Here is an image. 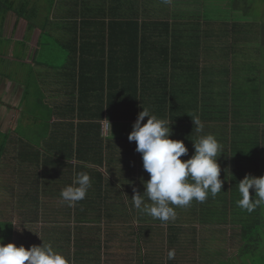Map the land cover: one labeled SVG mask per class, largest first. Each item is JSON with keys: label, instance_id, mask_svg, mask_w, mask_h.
<instances>
[{"label": "crops", "instance_id": "crops-1", "mask_svg": "<svg viewBox=\"0 0 264 264\" xmlns=\"http://www.w3.org/2000/svg\"><path fill=\"white\" fill-rule=\"evenodd\" d=\"M229 2L0 0V5L7 4L9 8L0 6L3 33L0 52L6 45L8 52L17 45L15 48L21 55L18 61L22 59L20 67L34 62L41 71L36 74L33 67L30 69L31 83L28 79L31 74L25 75L20 69H13V73L11 70L9 75L0 71V224H11L8 235L12 228L9 239L0 235L5 244L14 242L17 246L30 247L44 242L66 257L64 250L69 248L76 257L67 258L80 262L72 264H100V259L102 264H115L124 248L128 249L124 253L130 255L131 264H191L190 257L194 255L188 253L190 249L185 246H197L194 258L197 264L199 260V264H222V259L227 258L244 264L240 258L244 240L238 257H233L234 253H226L229 241L214 245L216 242L206 239L207 232H212L216 223L203 219L194 224L182 223L179 209L174 221L159 220L163 229L157 237L164 233L161 239L168 244L165 250L151 248L146 254L153 239L149 231L155 224L148 229V215L143 219L142 212L133 209L131 197L133 187H141V181L149 179V174L137 172L139 181L132 187L131 172L122 175L114 167L113 155L118 153L112 145L121 147L122 144L120 138L117 143L113 132L115 129L131 132L133 122L108 118L110 111V114L117 113L127 100V83L136 66L137 83L146 99L151 98L160 105L163 94L167 93L168 102L174 100L179 108L186 105L188 114L220 117V106L215 102L236 95L238 77L248 62L244 61L246 56L236 58L229 51L230 45L241 44L247 34L233 25L239 12L230 10ZM33 11L38 14L33 24L38 26L27 29L21 18L26 20L25 16ZM136 40L143 41L138 61L133 57L137 55L134 52ZM74 46L77 47L75 63L68 53ZM0 57L4 58L0 66L7 71L11 68L5 60L8 57ZM56 61L60 65L53 63ZM249 70L250 74L258 76L264 72V63ZM34 90L38 91L36 100ZM149 106L147 102L145 107L149 109ZM211 106L214 107L212 113ZM223 110L224 120L203 123L202 133H197L194 123L188 121L171 125L172 138L183 140L188 148L185 159L194 153L193 141L201 135L214 134L225 155L227 140L242 138L238 127L245 124L243 116L251 111L246 108L248 112L244 113L242 107L234 103L224 106ZM94 122L100 123L101 135L109 143L103 157L94 149L100 143L95 140L96 126L90 130L86 125ZM245 132L258 137L252 129H244ZM118 136L124 137L127 147L134 145L133 141L128 143V136ZM90 141L92 150L84 147V152L79 153L78 147ZM125 150L122 147V151ZM225 155L222 153L218 159ZM79 172L90 175L92 186L86 197L71 208L60 193L72 184ZM121 196L132 220L115 221L108 214L101 222L97 216L101 206L107 211V207L121 204L118 202ZM114 223L116 226L127 224L131 230L118 235ZM113 233L115 240L110 239ZM204 243L210 248H204ZM182 246L185 247L183 252ZM221 248L226 251L222 252ZM169 249L175 251L172 260L168 259ZM182 253H187L189 258L181 259Z\"/></svg>", "mask_w": 264, "mask_h": 264}, {"label": "clouds", "instance_id": "clouds-1", "mask_svg": "<svg viewBox=\"0 0 264 264\" xmlns=\"http://www.w3.org/2000/svg\"><path fill=\"white\" fill-rule=\"evenodd\" d=\"M142 108L128 140L136 142V151L142 154L143 168L149 179L142 181V193L133 189L131 198L134 207L142 213L161 222L174 221L177 207H189L193 201L204 203L209 196L215 198L222 191L224 181L220 178L218 157L224 153L223 146L214 134L201 135L192 140L194 153L181 159L188 156V148L183 140L171 138L172 120L158 118L148 108ZM192 120L195 131L202 133L203 123L199 118ZM91 186L88 173H76L72 184L61 190V198L69 207L75 206L86 197ZM237 190L239 208L249 213L257 208L264 209V175L246 174L238 181ZM174 258L175 252L170 250L168 259ZM0 264H70V261L51 244L17 246L14 242L5 244L0 237Z\"/></svg>", "mask_w": 264, "mask_h": 264}, {"label": "trees", "instance_id": "trees-1", "mask_svg": "<svg viewBox=\"0 0 264 264\" xmlns=\"http://www.w3.org/2000/svg\"><path fill=\"white\" fill-rule=\"evenodd\" d=\"M231 4L233 6V10L239 12L238 17L233 20V21H235L233 25L235 26L236 30L239 31L242 29L243 32L247 33V34L242 37L241 44L236 43V44L230 45L229 51H230V53H233V55H235L236 58L239 55L246 56L247 60H244V61H249V67L256 68L259 65L258 64V56H260V55H262V53H264V24H258V23H260L259 21H256V19H258V18H256V16L254 15L255 13L252 10H250L252 0H231ZM6 5L7 4L1 3L0 6L2 7V9L3 8L7 9L8 7ZM230 10H232V9H230ZM36 17H38V14L36 11H33L31 14L28 13V15L25 16L26 20L24 18L23 19L21 18V21H24L27 29H28V26L31 27V29H32V27L35 28L38 26V24H35V25L33 24L34 19H36ZM257 33H261V34L255 35ZM257 38H258V40H257ZM142 44H143V41L140 42L139 40H136V42H135L136 50L134 52H136L137 55H134L133 57H135L137 59V61L139 58L138 53H140V51H141L139 49L142 47ZM68 53H69V59H72L73 62L75 63L76 59H77L76 58L77 47L74 46L73 48H71L69 50ZM73 57H75L76 59ZM136 65H137V63H136ZM133 69H134V73H132V76L129 80V83H127V94H126V96L128 98H127V100H125L122 103L123 105L119 106L117 113L110 114L111 111L109 112L108 118H110V119H115L116 121H122V122L123 121H129V122L134 123L136 118H137L138 113L143 110L142 106L145 107L147 102H149V104H150L149 110L152 112V114H155L158 118H166V119L172 120L171 125L173 123H181V122H187V121L189 123H193L192 118H199V120L202 123H206V122L212 121V120L216 121V119H219V118H222L224 120V118H225V115L223 114L224 113V110H223L224 106L225 107H226V105L229 106V105H231V103L232 104L233 103L238 104V106L242 107L244 113L248 112V111H246V107H244V106L251 107L250 111H251V113H253V112L255 113L254 116L257 117L256 121L252 122L250 119H248L247 121H244L245 124L239 126L238 128L240 129L239 132L242 133L241 136L245 140H248V149L247 150H250V151L255 150L258 152V155L253 157V159L255 161L247 162V161L238 160V157L245 152V150H243V149H237V151L234 152L233 154L226 153V155H225L226 161L223 164V167L221 168V173H220V175H223L224 177H226V180H227L226 185H225L226 191H227L226 203H224L222 206H237V200L240 198L238 190H237L238 181L243 179L246 174H251L253 176L264 175V138L261 139V134L264 135V104L259 102V100L257 98V96L259 95L258 82L260 81V85H264V78L263 77L259 78L257 75L254 76V75L250 74L252 77H250L248 79V82H250L252 80H255V81L258 80L254 89L244 88V90H243V87H241L240 90L236 89L234 91V93L236 95H234L233 97L229 96V99L223 98V99H219L217 102H215V105H217L219 103V106H220L219 112L221 114L220 117L215 118L214 116L209 117L206 114H204V115H200L198 113L188 114L187 113L188 109H187L186 105H184L183 107H182V105H180V108H179L176 104H174L175 102L172 99L170 100V103H169L167 100V97H166L167 93L163 94L164 98L162 100H160V105H158L151 98L149 100L146 99V97L142 94V89H140V85L138 86V83H137V76H138L137 66H136V68L133 67ZM123 80H125V79L123 78ZM210 108H211V113H212V110L214 111V109H213L214 107L211 106ZM100 116H101V114H100ZM233 118L235 119L236 115L233 116ZM146 121H147V117H145L144 122H146ZM133 123H131V124H133ZM86 125L90 128V130H91V128L93 129V126L94 127L96 126L97 135L95 136V140H99L100 143L98 145L99 147L95 146L94 149L95 150L98 149L99 150V151L97 150L98 155H101L103 157V155H105L108 152L106 145H108L109 143H107V141H106L107 139L102 137V135H101L102 133H101V129H100V123H98V122L86 123ZM261 125H262L263 129H261L262 128V127H260ZM244 129H252V131L254 132V135H256V136L258 135V137L253 138V137L243 133ZM116 130H117V134H118V132L121 131L119 129H115L113 132L114 135H116V133H115ZM214 131H215V129H214ZM90 133L93 134L92 131H90ZM176 133H179V130H177ZM110 138H112V137H110ZM119 138H124V137L118 136L117 139H119ZM117 139H116L117 143H120ZM258 139H261V140H258ZM90 142H92V141H90ZM128 143H130L129 140H128ZM133 143H134V145L131 147V149L135 150L134 151L135 155H133V157H131L132 163L125 164V169L131 171V177H132V175H134L135 177H138L139 174H137V172H141V168L136 169L137 167H136L135 162L137 161L139 166H140V163H142V167H143L142 154L136 151V142L133 141ZM81 145L82 146L78 147L79 153H81V151H83L84 147L88 148L89 150H92V148H93L92 145L88 146V144L86 145V143H83ZM127 151H130V149L127 148V150L122 151L121 153L127 152ZM236 153H237V155H236ZM119 154L120 153L113 155V158L116 161L114 163V165H116V163H121V162L126 163V162H128V159H130L129 157H127V158L116 157ZM1 155H2V149L0 148V159H1ZM79 156H82V155H79ZM83 157H85V156H83ZM130 171H126L127 174ZM122 175H124L123 172H122ZM132 179L133 178H130L129 181H131V183H132L131 186L133 187L136 183ZM142 187H143V185L141 187L138 186V188L133 187V189H136L137 191L142 193L143 192L141 190ZM252 191L253 190L250 189V193H252ZM121 197H122V199L121 198L120 199L122 200V202H121V204H118V205H122L124 203L123 196H121ZM147 202L150 203L149 201H147ZM217 206H219V205H217ZM117 207L118 206H116V208ZM121 207L123 209H124V207L126 208V206H121ZM133 209L135 210L136 208L133 206ZM200 210L202 212L206 213L204 211V208H200ZM117 212H119L118 208H117ZM250 216H251L250 223L242 224V237L244 239L245 250H249V247L251 246V245H248V242H250L249 240L253 241L252 232H254V233L257 232V234L259 236H261V234L263 233L264 209L257 208L255 211L251 212ZM10 225L11 224L9 222L0 224V235H6L5 237L9 239V237H11L10 235H11L12 228H10V232H9L10 235H8L7 229ZM151 227L152 226H150V228ZM248 234H250L251 237L247 236ZM256 240H257V238H256ZM254 246H255V244H254Z\"/></svg>", "mask_w": 264, "mask_h": 264}, {"label": "rangeland", "instance_id": "rangeland-1", "mask_svg": "<svg viewBox=\"0 0 264 264\" xmlns=\"http://www.w3.org/2000/svg\"><path fill=\"white\" fill-rule=\"evenodd\" d=\"M229 6H230L231 9H233V6L231 4V0L229 2ZM250 8H251L250 10H252L255 13L254 15L256 16V18H258V19H256V21L260 22L258 24H264V0H252V4H251ZM261 33H257L255 35H260ZM2 34H3L2 33V29H0V38H2ZM15 47H14V50H12L11 52H8L6 50V48H7V45H6V47L0 52V56L1 55H3L4 57L7 56L8 58H5V60H7V62H9L11 64V68L10 69L8 68L7 71L4 70L3 67H2L3 65H1L0 66V71L1 72H6V75H9V72H11V70H12V73H13V69L14 70L20 69L21 71H24L25 75L28 74V73L31 74L28 77V79H29V81L31 83L32 79H33V75L31 73L30 69L33 67L32 69H34L36 74H41V71H40V69L38 67H36V64L34 62L28 63V64H26L24 66V68H21L20 64H19V61L22 62V59H20L18 61V58L21 57L20 51L17 50ZM47 58H49V57H47ZM0 60H4V58L0 57ZM40 62H42V61L40 60ZM46 62H52V61H46ZM53 63H55L57 65H60L59 61H56V62H53ZM263 63H264V53H262V55L258 56V64L260 65V64H263ZM249 75H250V70H249V61H248L247 65H246V69L244 68V72L242 73L241 76L238 77V85H236V86L238 87L239 90H240L241 87H243V90H244V88H249V89H254L255 88L258 80L257 81L252 80V81L248 82V79L250 77H252L251 75L250 76ZM258 77L259 78H261V77L264 78V72H261L258 75ZM234 88H236V87H234ZM258 90H259V95L257 96V98H258L259 102L264 104V85H260V81L258 82ZM34 93H35L34 94L35 95L34 100H36V98L38 96V91L34 90ZM32 102H33V100H32ZM244 107H246L249 110H251V107H249V106H244ZM254 114L255 113L253 112V113H250L248 115L243 116L244 121H247L248 119H250L252 122H255L257 117H255ZM120 123H122V122H120ZM117 124H119V123H117ZM115 133H116L115 136L118 137V135L128 136V134L130 132L127 131V130H123V131L118 132V134H117V130H116ZM245 134H247L249 136L253 135V133H251V132H245ZM2 136H5V135L2 134ZM120 142L122 144L121 147L118 144H115L114 146L112 145L114 150L116 152L120 153L116 157H119V158H121V157H124V158L129 157L130 159H128V162H126V163L125 162L116 163V165L114 167L117 170L126 173V171H130V170H126L125 169V164L132 163L131 157H133V155H135V153H134L135 150L129 148V146L127 147V144H126L124 139L120 138ZM90 143L91 142H87L88 146H90L89 145ZM122 147L125 148L126 150H127V148H129L130 151L121 153ZM237 149L245 150V152L238 157V160H240V161L253 162V161H255L253 159V157L258 155V152L255 151V150H253V151L247 150L248 149V142L243 137L242 138H234L233 140H227L226 150L225 151H227L228 154H229L230 150H232L233 153H234V152L237 151ZM223 155H225V154L223 153ZM236 155H237V153H236ZM181 159H185V156L181 157ZM225 161H226V159H225L224 156H222L221 158L218 159V163L220 164L221 168L223 167V164L225 163ZM135 163H136V167H137L136 169H139V165H138L137 161ZM141 172L147 173L144 170L143 167L141 168ZM132 178H133L132 180L135 181V183L137 181H139V179H138L139 177H135L134 175H132ZM220 178L224 181V184H223L222 191L215 198H212L211 196H209V198L204 203H198L196 201H193L191 206L186 207V208H179L178 207L176 209V211L179 209V217L181 218L182 223L194 224V223H197V222H201V220L203 219V220H206V221H209V222L216 223L217 225L219 224V226H217V225L213 226V228H212L213 231L212 232L211 231L207 232L206 239L211 240V242H216V243H214V245L215 244L218 245L223 240L229 241V247H228L229 250L226 253H228L229 255L234 253L233 257H238V254H239L238 249L240 248L241 241L244 240L242 238V233H241L242 224L250 223V218H251L250 214L251 213L247 212L246 210H242L238 206H222L224 203H226V193H227V191H226L225 185H226L227 180H226V177H224L223 175H220ZM141 183H142V181H141ZM141 190L144 191V185L141 188ZM118 202L121 203L122 200L119 198ZM217 205H219V206H217ZM117 206H118L117 208H118L119 212H117L116 206L107 207L109 209L107 211L105 210L104 206H101L102 210L97 212V216H99V219H101V222L103 221V219L105 217H108V214H110L114 218L115 221H117L119 219H122V220L126 219V221H124V222H128L131 219V215H130V213L128 211V206H126V208L124 207V209L121 207V206H124V203L122 205H118L117 204ZM200 208H204V211L206 213L202 212L200 210ZM134 214L137 215V212L134 211ZM146 215L147 214L142 213L143 219H145ZM148 221H149L148 222V226H149L148 229L150 228V226L153 225V223L155 225L149 231L150 236H153V239H152L151 243L149 244L150 245V249H149V246H148V242L146 244L148 246L147 250H146V254H149L151 252V250H152L151 248L157 249L158 247H162L165 250V247L168 244L167 243H163L164 239H161V237L163 236L162 234H164V233L161 234L160 238L157 237L158 233H160V230L163 229V225H161L159 223V219H154L153 217H151L149 215H148ZM220 224H222V225L220 226ZM113 225L115 226V230L117 229V234L118 235L121 232L130 231L131 230V227L128 226L127 224H122L121 226H116V224L114 223ZM137 228H139V226L135 227L134 230L137 229ZM240 228H241V230H240ZM213 233H215V234H213ZM115 235L116 234H114V233L111 234L110 235V239L111 240H115L116 239ZM140 235H141V233H140ZM247 236L251 237L250 234H248ZM114 237H115V239H114ZM143 238H145V237H143ZM256 238H257V240H256ZM252 239H253V241L249 240L250 242H248V245H251L249 247V250H245L244 245L240 249V258L243 260L244 264H264V227H263V233L261 234V236H259L257 234V232L256 233L252 232ZM231 241H233V242H231ZM139 244H140V242H139ZM254 244H255V246H254ZM155 245L157 246L156 248H155ZM126 246H128V245H126ZM209 246L210 245H207L206 243H204V248H207V247L210 248ZM185 247H187V249H190L188 251V253H190V254L193 253V255H194V257H192V256L190 257L191 260L193 259L191 264H197L195 262V259H194L195 256H196V251H195L196 249L195 248H197V246H191V247L190 246H185ZM185 247L182 246V252H183V249ZM77 248L78 247H76L75 252L77 251ZM125 250L128 251V249H126V248H124L123 251H120V253L123 252L122 255L119 256V257H121V259H119V257H118V260L115 261L116 262L115 264H131V259H129L130 255L129 254H125L124 253ZM169 250H172V249H169ZM209 250L210 249H208V252H209ZM64 251H66V253L68 254L69 257H71V258L76 257L74 255V253H70L71 250H69V248H65ZM221 251L225 252L226 249L225 248H221ZM204 253H206V255L208 254L206 252V250H205ZM117 255L118 254H116V256ZM187 256H188L187 253L186 254L182 253V257H180V258L181 259H185ZM180 258L178 257L179 260H180ZM188 258L189 257H187L185 260H187ZM222 260H223L222 264H236V262L233 259L227 258V259H222ZM69 261H71L70 264H72V262L80 263L78 260L76 262L74 259L73 260L71 259ZM199 263H200V260H199ZM218 263L220 264L221 262H218ZM100 264H102V260L101 259H100Z\"/></svg>", "mask_w": 264, "mask_h": 264}]
</instances>
